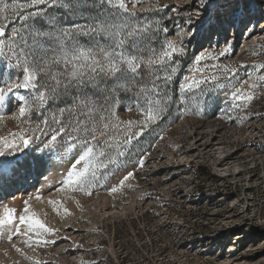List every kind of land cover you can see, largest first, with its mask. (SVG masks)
<instances>
[{"label":"rangeland","instance_id":"obj_1","mask_svg":"<svg viewBox=\"0 0 264 264\" xmlns=\"http://www.w3.org/2000/svg\"><path fill=\"white\" fill-rule=\"evenodd\" d=\"M187 2L119 0V7L114 6L117 0L103 3L108 8L105 40L124 36L127 41H134L136 50L143 35L148 34L145 29L158 23V14H151L154 10L167 8L176 16L172 28L160 41L162 46L156 47L158 53L149 52L144 61L126 50H108L103 55L106 62L101 69L107 70L115 81L136 80L131 75L143 65L151 73L148 82L155 87L133 102L97 105L88 98L57 111L56 107L71 98L70 92L49 102L48 111L55 114L57 125L71 113L72 126H66L65 137L44 154L42 167L25 172L28 179L33 172V183L28 180L27 187L20 178L10 201L8 197L2 200L6 204L0 207V264H221L230 255L250 259L246 264H264V250L257 249L264 248V150L249 149L246 159L238 162L242 172L237 177L217 173L212 155L204 157L203 164L188 167L190 170L182 159L189 151L192 132L210 125L213 113L231 103L235 87L244 89L246 92L242 93L246 94L255 83L254 90L264 89V38L258 40L250 33L241 45V34H226L228 25L210 31L197 23L203 2L196 7L193 1ZM248 8L253 17L264 18V0H250ZM50 11L51 16L59 14L55 8ZM207 11L227 15L231 11L230 0H219ZM81 20L78 13L65 23ZM120 26H124L122 30ZM95 27L90 24L82 29L91 34ZM256 28L254 31H259ZM82 29H65L69 47L79 46L78 54L68 61V74L72 77H76L81 65L101 67L88 48L78 42ZM0 33L2 37V28ZM23 35L22 30L17 33ZM221 40L219 49L212 47ZM21 43L24 42L11 33L0 39V59L17 73L23 71L22 77L15 76L0 65V84L5 81L0 86V148L4 150L8 144L21 143V135L31 137L39 110L49 99L46 90L37 84L38 79L44 84V79L38 77L37 68L31 65L32 57L26 54V49L32 50L31 45L25 43L21 47ZM113 51L116 58L110 59ZM39 62L46 73L49 63ZM121 68L128 74L117 78ZM178 68L181 73L175 88L165 96L164 88L172 82L166 71ZM9 92L21 101L12 114L4 107ZM260 106L264 108V103ZM82 108L99 117L94 124L89 118L88 129L83 127L84 120L75 123ZM138 127L147 133L140 141H126ZM221 138L226 140L229 135ZM22 151L21 144L6 154L23 156L18 153ZM26 151L29 156L25 159L38 155L36 142ZM183 170L184 174L178 175ZM183 176L188 177V183L181 191L163 188L162 178ZM247 186H251L250 193ZM239 193L245 195L243 203L235 200ZM16 194L21 195V200L14 205ZM182 194L186 196L180 198ZM244 206L246 213L241 212ZM26 207L52 234L33 235L30 228L22 225L20 217L25 215Z\"/></svg>","mask_w":264,"mask_h":264},{"label":"snow or ice","instance_id":"obj_2","mask_svg":"<svg viewBox=\"0 0 264 264\" xmlns=\"http://www.w3.org/2000/svg\"><path fill=\"white\" fill-rule=\"evenodd\" d=\"M105 2L107 0H47V2L45 0H25L23 3L20 0H12L11 3H8L5 0H0V28L3 29V36L0 39H6L11 33L24 42L21 43V47H24L25 43L31 45L32 50L29 52L26 49V54L30 55L34 62L47 61L50 65L46 73L40 77V79H44V84H40L39 79L37 80L39 88L46 90L49 99L47 105L39 110V120L32 129L31 137L28 138L21 135V143L8 144L7 150L0 148V186L15 183L22 178V173L29 171L33 167H42L45 162L44 154L51 152L56 142L61 137H65L66 126H72L71 113L66 117H62L59 125H57L55 114L48 111L49 102L55 101L57 95L69 92L71 98L66 103H63V106L56 107L57 111L67 109L69 105L78 101L86 102L88 97L108 79L104 72L101 71L106 62L103 59L104 52L113 49L121 52L125 50L129 53L134 52V41H127L124 36H121L119 40H114L110 37L106 41L103 34H101L99 42L94 46H89L93 52L97 53L96 59L101 67L96 68L94 73L85 64L86 72L83 76L72 77L68 74L70 71L68 61H71L72 57L78 54L79 46L69 47L66 41L67 33L65 29L81 28V24H86L87 21L84 23H65L66 19L76 16L78 13H85L90 6L95 7V4H103ZM230 3L231 11L227 15L222 12L209 13L207 10L214 4V0H208L201 9L202 16L197 23L202 26L206 25L210 31L218 27L222 28L225 25L229 27L240 25L241 28L247 29L251 23V9L248 8L250 0H230ZM114 6H120L119 0ZM196 6V3L193 2V7ZM45 8L48 9V12H44ZM53 8L58 10L59 14H56V16L49 15L50 10ZM9 12H11V15H8ZM41 12H43V15H39ZM57 16L59 19H57ZM21 30L24 35L22 37L17 36V33ZM190 30L191 28H189ZM89 31L85 28L81 30L80 34L88 36ZM197 31H199V28ZM96 35L95 31L91 32L92 37ZM194 36L195 34H193L192 38ZM115 51L112 52L110 59L116 58ZM17 58H19L18 50ZM0 65H3L9 74L15 73V76H23L22 70L17 73L16 69L10 68L8 62L3 59H0ZM92 67L95 68L96 65ZM141 69H143V65ZM137 72L140 73L141 70L138 69ZM139 78L143 79V75L141 74ZM9 79H11V76ZM132 79H137V74H132ZM4 83L5 81L0 86L4 85ZM93 84H95V89L91 87ZM24 90L28 91V89ZM0 95H3V93H0ZM20 104L21 101L12 92H9L4 99V107L8 114H12L16 108H19ZM90 117L92 124L99 119L98 116L88 113L86 108H82L76 114L75 123L78 125L81 120H84L86 123L83 127L88 129L91 126L88 123ZM90 135L91 133H89ZM85 139H88V137L86 136ZM33 142H36L39 154L25 159L24 157L29 156L26 150L31 148ZM5 143L7 142L5 141ZM96 143H101V141H96ZM21 144L23 145V151L18 153H22L23 156L14 154L10 157L6 154L7 151H11L14 147H19ZM20 222L24 227L30 228L33 235L46 232L52 234L45 223L30 208L26 207L25 215L20 217ZM41 243L44 242L41 241Z\"/></svg>","mask_w":264,"mask_h":264},{"label":"bare ground","instance_id":"obj_3","mask_svg":"<svg viewBox=\"0 0 264 264\" xmlns=\"http://www.w3.org/2000/svg\"><path fill=\"white\" fill-rule=\"evenodd\" d=\"M187 1H189V3L193 1L196 4L203 2V5L208 2V0H186V2ZM217 1L219 0H214V3ZM255 4L256 3H254V10L257 11ZM250 16L251 23L247 29L241 28L240 25H236L235 27H228V31L226 33L229 37H236L241 34L242 36L240 40H238L241 42V45L248 39L250 33H252L253 35H251L258 40L264 38V18L253 17L252 12L250 13ZM237 27L240 28L236 29ZM255 28L259 31H254ZM216 38L218 37L216 36ZM222 42L223 40H221V42L219 43H216L215 41L212 47L217 46L219 49L218 45ZM248 85L249 84H247V86ZM241 89L242 88L236 87L233 89L234 99L230 97L232 98L230 104L223 105L221 110L213 113L214 116L211 119V122H209L210 125L206 126L202 130L192 132V134L190 135L191 139L188 144L189 151H186L182 157V159L185 160L184 167L186 169H189L188 167L191 168L192 166L196 167L197 165L203 164L202 160L204 159V157L212 155V165L217 173H231V176L237 177L240 176L242 172V170H239L241 166L238 164V162L240 160L246 159L249 149H258L259 152L264 150V147H262L264 146V108L260 106V104L264 103V89L262 91L259 90L260 88H257L258 91L254 90V96L252 93V85L250 86L249 93L247 92V94L242 93L244 89ZM223 134H228L229 138H227L226 140H222L221 137ZM32 173L33 172L30 173L29 179L27 178L29 174L27 175L26 173H24V175H22L24 182H27L26 184H28V180H31V184L33 183ZM181 173L184 174V170L183 172L181 171L178 175H180ZM19 180L20 179L12 184H4L0 186V202L7 197V201H10L11 195L12 193H14L13 190L15 189V187H17V185H20ZM187 183L188 177L184 176L173 180L170 178H162L163 188H170L172 192L181 191V189L184 187V185H187ZM29 185L30 184H28L27 187H29ZM24 187L25 184H23L22 188ZM250 189L251 186H247L246 190H248V192ZM20 196V194H16V199L14 198L15 200H12L14 205L21 200L19 199ZM183 196H186V194H182L180 198H182ZM244 196V193H239L238 195L236 194V202L243 203V200H245ZM1 203L2 205L0 207L5 206V202L2 201ZM247 210L248 209L244 206L241 212L246 213ZM235 238L241 240L238 236H235ZM257 249L264 250L263 247H259ZM235 256L236 255H230L229 257H225V259L221 261V264H244L247 261H251L250 259L247 260L244 257Z\"/></svg>","mask_w":264,"mask_h":264},{"label":"trees","instance_id":"obj_4","mask_svg":"<svg viewBox=\"0 0 264 264\" xmlns=\"http://www.w3.org/2000/svg\"><path fill=\"white\" fill-rule=\"evenodd\" d=\"M106 6L104 4L100 3V6L95 4V7H89L88 11H86L81 15L82 20L80 23H84L87 21L86 24H81V29L84 27H87L90 24H93L95 27V31L97 35L95 37H92L91 34L88 36L85 35H79L77 37L78 42L83 45L84 47H87L89 50V53L92 57H96L97 53L93 52L90 45H94V42H99L100 35L104 34L106 24L108 23L107 21V16H105V11H106ZM108 9V8H107ZM136 14V13H135ZM151 14H158V17L156 16V20L158 23H151L147 28L148 34H144L143 37L141 38V42L138 44V49L134 50L132 53L134 56L139 57L142 61L146 59L148 56L149 52L152 53H158L156 47L157 46H162V43L160 41L164 40V37L168 31L173 26V23L177 20L176 16L173 15L171 11L167 8L159 9V10H154ZM124 26H120L119 29L122 30ZM140 29H142L140 27ZM140 50V51H139ZM174 60L177 62L179 61L178 58H174ZM31 65L33 68L37 71V75L40 78L43 75V66L40 65L39 61H33L31 59ZM88 66V65H87ZM89 69H91L92 72H96V69H92L88 66ZM123 69V71H122ZM141 70L140 73L136 72L137 76L139 77L141 74L143 75V79H136L134 81L130 82H117L114 80V77L110 75V73L105 70L101 69V71L104 72V74L108 77V79L105 81L103 85L99 89H96L92 95H90L88 98L94 102L95 104H101L103 105H111L117 101H123V102H133V101H138L143 93L147 91H152L153 85L148 82V75H150V71L143 67L138 68ZM137 69V70H138ZM39 72V74H38ZM40 72L42 73L40 75ZM86 72V69L84 68V65L80 68H78L76 77L77 76H83ZM168 76L172 78V82L168 83L165 88V96H168L170 92L175 88V85L177 83V80L180 76L181 73V68L174 69L172 72L166 71ZM128 73L125 71L124 68L120 69L119 75H117V78H123L125 75ZM99 75V73H97ZM132 78V75H131ZM43 80V79H42ZM93 89H95V84L91 86ZM64 94V93H63ZM62 95V94H59ZM147 130H145L142 127H138L132 135H129L126 138V141L130 140H135V141H140L142 138V135L146 134ZM201 172V170H200Z\"/></svg>","mask_w":264,"mask_h":264},{"label":"built area","instance_id":"obj_5","mask_svg":"<svg viewBox=\"0 0 264 264\" xmlns=\"http://www.w3.org/2000/svg\"><path fill=\"white\" fill-rule=\"evenodd\" d=\"M255 86H256V85H252L253 90H254ZM253 90H252V91H253ZM252 93H253V96H254V91H253Z\"/></svg>","mask_w":264,"mask_h":264},{"label":"water","instance_id":"obj_6","mask_svg":"<svg viewBox=\"0 0 264 264\" xmlns=\"http://www.w3.org/2000/svg\"><path fill=\"white\" fill-rule=\"evenodd\" d=\"M0 36H1V33H0Z\"/></svg>","mask_w":264,"mask_h":264}]
</instances>
